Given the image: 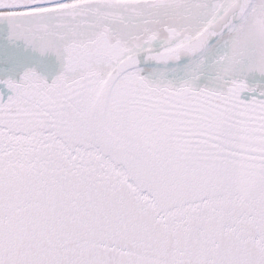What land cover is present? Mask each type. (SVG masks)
Here are the masks:
<instances>
[{"label":"snow or ice","instance_id":"snow-or-ice-1","mask_svg":"<svg viewBox=\"0 0 264 264\" xmlns=\"http://www.w3.org/2000/svg\"><path fill=\"white\" fill-rule=\"evenodd\" d=\"M0 20L62 58L3 81L0 264H264V0H0Z\"/></svg>","mask_w":264,"mask_h":264},{"label":"water","instance_id":"water-1","mask_svg":"<svg viewBox=\"0 0 264 264\" xmlns=\"http://www.w3.org/2000/svg\"><path fill=\"white\" fill-rule=\"evenodd\" d=\"M61 59L54 52L41 53L23 39L12 37L7 21L0 20V102L13 94L3 81L19 82L23 72L31 69L50 83L61 70Z\"/></svg>","mask_w":264,"mask_h":264},{"label":"clouds","instance_id":"clouds-1","mask_svg":"<svg viewBox=\"0 0 264 264\" xmlns=\"http://www.w3.org/2000/svg\"><path fill=\"white\" fill-rule=\"evenodd\" d=\"M36 49H38L39 50V48H36ZM40 51V50H39ZM45 51H49L48 49H45L43 52H45ZM41 52V51H40ZM43 52H41V53H43Z\"/></svg>","mask_w":264,"mask_h":264}]
</instances>
